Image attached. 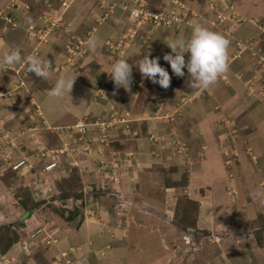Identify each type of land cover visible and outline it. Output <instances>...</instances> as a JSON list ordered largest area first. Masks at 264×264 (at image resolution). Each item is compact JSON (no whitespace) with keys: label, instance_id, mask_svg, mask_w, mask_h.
<instances>
[{"label":"crops","instance_id":"1","mask_svg":"<svg viewBox=\"0 0 264 264\" xmlns=\"http://www.w3.org/2000/svg\"><path fill=\"white\" fill-rule=\"evenodd\" d=\"M11 1L7 0V3H0V7H6ZM21 1L24 3L28 2L27 0ZM78 2L76 3L77 6L76 4L74 6L77 11L81 7L87 6L89 2L90 6L92 5V10L94 6L96 7L95 0H78ZM207 2L208 0H203V3L207 4ZM242 2L243 0H237L235 4L239 13L246 19L240 26H237L236 35L245 42H255L259 49L264 52V34L261 33V30H264V0H255L254 4L250 5L248 9L245 8L244 11L240 7L238 8ZM149 3L155 7L153 0H149ZM39 4L35 3L37 7L32 8L30 13H25V18L23 15V18H21L22 16L20 17L23 20V22L21 21L22 24L39 22L42 17V14H36L37 11H40L38 8ZM94 9L96 10V8ZM71 12L73 11H69V13ZM82 12L81 10L76 12L78 16L75 17V14V19H78ZM208 15L209 17L205 15L194 18L193 21L199 20L197 22H201V25L222 35V31H217V26H214V15L212 13H208ZM84 16L89 19L91 18V23L95 25L93 27L95 35L93 34L92 38L96 40L97 47L95 50L87 48L88 55L82 60L88 59V62L95 63L97 66L99 63H103V67L108 66L100 71L97 78L94 79L97 83H102V77L105 75L104 72L111 71V65L119 60L118 56L112 58L109 55L108 50L115 48L109 49L107 43L118 44L119 40L121 41V38L124 37L126 28L132 24V19L130 14L122 9H117L112 14L111 20L100 25L96 23V19H93V16L88 15V12ZM249 17L251 19H248ZM189 18L191 19V17ZM70 21V18H68V23L72 22ZM2 30L5 31L3 36L6 37L9 45L6 46L0 42L2 44L0 45V59L7 52L17 51L23 40L28 42L24 52L18 51L20 61L16 64L21 68L23 67V61L31 63L28 57H36L37 54L39 56L40 52L47 47L44 46L45 44H42L44 47H41V44H37L38 41L36 42L33 39L27 40L23 25L20 28L8 26V28H2ZM141 31V35L145 40L148 37L151 40L148 45L147 42L145 45L143 42L144 49L140 47L142 43L139 44L138 41V47L128 49L130 56L127 58V62L131 65L132 59H136L132 64V76L138 69L137 62L144 55H149V58L159 57V64L169 72L171 77L170 84L166 89L156 83H153L151 90L150 88H142L141 86L145 78L140 80L142 79V75L140 72H137L133 76L134 80H131L128 89L122 87L117 89L116 86H113L110 91V102L113 101L114 104V106L112 105V111L111 104H107L105 107L104 105L96 104L93 108L91 107L93 112L101 113V117L98 118L100 120L103 118L105 121L110 120L112 113L115 112L120 115V126L118 125L119 127L116 128L117 124L112 122V128L109 130L111 132L107 134V137H110L111 140L113 139V142L105 145L104 140L101 139H106L107 137L102 138L96 130H93L94 133H89L88 137L82 141L86 142V145L94 140H97V145L101 141L102 144L101 146L92 145L93 149L90 151L91 153L89 155H82L83 159L79 161V164L88 165L87 171L89 173L85 175V178L91 179L97 185L110 183L107 177L101 173L109 166H105L102 162H112V160L115 161L116 159L119 165H122L120 169L123 172L121 177L123 181L127 177L126 168L133 166L134 178L126 179L127 187L125 185V188L131 192L132 200L135 204L128 205L126 208H116L112 211L108 207L104 208L101 206L102 209L99 212L100 220H93L90 218L87 209L83 207L80 208L81 214L75 215L72 219H67L66 215L73 212V210L61 206L66 203L59 196L61 194L56 192L46 194L47 188H40V196L38 197L35 191L31 201L25 203V200L18 197L16 190L5 184L4 180L6 177L4 176L8 174L10 170L9 166H12L14 162L11 161V157L8 160L5 159L2 154L4 153V149L0 150V156L2 154L4 162L0 164V264H60L57 261V256H60L62 253H67V257L74 264H184L188 259H192V255L198 252L200 246L197 245V248L193 249L183 239L186 245L183 248V240L181 241L183 233L181 229H179L180 233L179 231L177 232L176 228L178 226L172 224L167 219L169 217L168 214L172 215L174 209L177 208V198L171 191H167L166 186L164 188L160 186L161 188H159L158 181H156L158 185L155 184L154 181L157 177L152 178L154 180L152 181L150 175L155 176L157 174L152 171L153 168L158 165L168 166L170 163L174 164L175 161L179 160V158L175 157L176 149L179 148V144L175 145L176 141L190 145V147L188 146L191 154L190 157L194 160L192 161V168L189 171L191 178L188 181V185L185 186L187 188L185 194H190L192 198L194 197L195 200L197 199L200 202V205H203L198 214L194 215V226L187 228L194 232L189 234L192 237V241H194L200 236L202 240L204 226L217 231L213 224L216 227L218 225V212L220 211L218 207L222 196L228 194V198L225 197V200L229 204H231L230 200L235 201H232L234 205L237 203L236 201L240 202L243 197V195L240 196L239 194L235 196L232 190L236 187V183L227 180V168H229L227 161L230 159V156L233 153L237 154V158L230 160L231 163L235 161V165L240 167L242 171L248 170L254 172L250 163H253L252 160L256 156H258V160L254 161L255 166H262L264 164V109H261L262 107L260 106L263 103L259 102L260 98H263L261 95H259V99L253 96L250 97L245 86V81L250 76L252 77L255 73L262 75L261 71H259L257 59L249 52L246 53L247 51H244L241 57L234 58L237 46L235 44L228 45L227 69L218 76L214 84L207 89H194L190 91L178 89L174 86L175 83L173 84L176 75L172 72L170 64L163 59V56L171 52V49L166 44L168 40L176 37L188 39L191 35V26L184 29L175 26H170L166 29L147 26L142 28ZM80 34L78 32V36H86L83 33ZM113 35L118 36V39H113ZM55 39L56 37L52 38L53 41ZM36 47L37 51H39L38 53L34 50ZM49 50L51 56H53L51 59H54L51 67L55 71L49 73V77H46L45 82H48L50 79L52 84L50 89H52L59 78H71L78 83V85H75V92L78 95L71 92L69 96H73V102L68 105L66 99L62 98L65 106H61L60 101L54 102L51 100V96L47 94L48 92L41 91L39 88H33L31 82L24 80L25 86L21 94V101L14 108L5 104L2 107V103H0L1 124L12 123L10 125L14 128V123H19L20 121L19 114L24 117L27 114L30 116L32 105H27V98H38L37 100L41 103V107L46 115L47 112L51 113L53 112L52 110H55L53 112L54 119H49L50 124L54 125L52 131L86 116L85 114H87L90 107L88 98L96 91L93 89L90 92L83 88L85 84L84 81H81L83 80L82 74L77 73L80 66H82L80 65L82 60L76 66L72 64L67 65L64 62L69 63L68 61H61L63 53H56L54 55L52 54V50ZM63 67H69L70 69L63 71L61 70ZM2 68L0 65V89L4 90L3 83L6 80H8L10 85L18 87L16 80L22 79V77H16L15 74H4ZM88 68V66H85V69ZM26 83H28V89H30L27 95L25 94ZM133 83L136 86L131 85ZM142 92L144 93L141 94ZM145 95L146 98L142 99ZM139 100L140 104H138ZM161 106L165 108L164 111H161ZM257 107L260 109H257ZM165 114L170 115L169 119H162ZM227 114L241 117L239 119L241 123L238 125L242 124L243 128L242 126L240 128L245 131L242 132L245 136L243 135V138H240L241 141L237 142L238 138L236 139L227 127L218 122V120ZM62 115L65 118H61ZM141 118L148 121L146 124L149 125V128H142L140 122L143 121H138ZM25 123L37 125L39 121L29 122L28 120ZM126 126L132 132L129 134L130 141L120 136L121 134L129 133L124 130ZM252 127L256 129L249 131ZM121 129L124 131L122 132ZM58 133L56 132L55 134L54 132L53 134L52 132H48L44 135V139L45 137L48 139V136H53L52 140L58 137L60 142L67 139L68 136L63 137ZM95 134L96 137H94ZM154 134L166 136L167 142L162 143V141H159V145L155 144V140H153ZM243 139L246 140L248 145H244ZM86 145L84 146L86 147ZM84 146L74 152L79 153L81 150H85ZM250 154L254 155L253 159L248 157ZM68 157L72 159V154H62L61 160L57 164L59 173L63 174L70 171V163L72 162H69ZM195 159L197 160L195 161ZM49 161L50 158L44 159V162L41 163L37 162V173L33 178H29L28 181L34 184L38 182L41 185L45 181L43 167ZM75 166H77V163H75ZM177 167L182 169L180 164H177ZM26 168L23 167L22 172ZM53 171H56V169H53ZM244 176L245 173L240 177L239 184H243L242 186L247 185V179ZM48 178L50 179L48 181L51 183L52 188L54 190L57 189L55 183L57 177L55 173L49 172ZM177 178L176 174L172 180L175 181ZM132 182L137 185L136 191L138 193L136 195L135 189L132 188ZM146 183H150L151 187H146ZM149 189H152V191ZM240 191L244 192V189H239V193ZM124 194L128 197L130 196L127 192ZM108 198L113 203L115 195H108ZM208 199L210 200L208 201ZM104 201H107L106 197L102 196L100 202ZM210 203L217 207V214L214 215L216 222L212 218L211 222L208 220L207 224L203 222L205 219L203 214L212 212L204 210L206 207L209 208ZM30 204L31 206H29ZM48 204H50V208L46 207ZM58 208L63 211V215L56 210ZM121 210L126 211L125 215L119 214L123 212ZM10 236H14L15 238L12 244L7 239ZM216 236L218 237V235ZM220 241L221 238L216 240V242ZM25 243L28 246L27 249L24 247ZM171 246H173V249ZM188 247L193 250H190ZM217 247V244L209 245V248ZM260 256L263 257L257 258L255 261L261 260L263 261L261 263L264 264V252ZM63 260L61 261L62 263ZM204 262L205 264H221L212 253L209 256H204Z\"/></svg>","mask_w":264,"mask_h":264},{"label":"rangeland","instance_id":"2","mask_svg":"<svg viewBox=\"0 0 264 264\" xmlns=\"http://www.w3.org/2000/svg\"><path fill=\"white\" fill-rule=\"evenodd\" d=\"M27 1L28 2L23 4V6L28 4L31 9L37 7L35 3H40L39 4L40 7L38 5L40 11L36 12L37 15L42 14L43 16L45 13H48L49 15L54 14L50 12V9L47 8L48 6L46 7L44 5L43 2H45V0H27ZM95 1H97L98 3V0ZM135 1L136 0H122V1L104 0L107 9H109V11L107 10L108 12L105 11V13L103 9L100 8L99 6H97L98 10L94 9L96 8L95 6L92 10L91 7L92 5L90 6V2L87 3V6L81 7L78 11L75 10L74 7L75 4L78 2V0H70L69 4L71 6L67 7L66 9H61V4L56 3L54 8L58 10L59 17L62 19L59 20L58 22L59 24L55 26L52 29V31L48 34L49 39L47 43L37 42V44H41L40 45L41 47L44 46L47 47H45L42 50V52H40L39 56L37 54L36 57H39L42 61L50 60L53 57L51 56L49 50L51 49L52 54L54 55L56 53L64 54L61 61L66 60L69 62V63L64 62V64L67 65L72 64L76 66L77 64H79V62L82 59L87 57L88 55L87 48L89 49L88 41L90 38H92L95 35L94 34L95 31L93 30V27L95 25L91 23V18L90 19L86 18L84 14L88 12V15H90L91 17L93 16V19H96V23L98 25L104 24L107 23L109 20H111L112 14L116 12L117 9H122L126 13H129V10L127 8H129L132 4H134ZM153 1L155 2V7L150 5L149 0H145L148 9H150L151 11H158L159 6L162 3V0L160 1L153 0ZM181 1L185 5V12L188 18L189 17H191V19L193 17L198 18L200 16H205V15L206 17H209L208 13H212L214 15L215 17L214 26H217L218 29L217 31H222L223 33L222 36H224L229 41V45L235 44L237 46V51H236V55H234V58L241 57L242 54H244V51H247L246 53L249 52L257 59V64L259 65V71H261L262 75H260L259 73H255L252 77L250 76V78L245 81V86H246V90L248 91V95H250V97L253 96L255 98H258L259 95L262 96L263 99L260 98L259 102L263 103L260 104V106L262 107L261 109H264V52L259 49L258 45L255 42H245L243 41V39H239L240 37L236 35L237 26H240L241 23L246 19L242 17V15L239 13L236 7L235 2L237 0H227L229 1L230 5L225 3H223L222 5L220 3V0H208L207 2L208 5L206 3H203V0H181ZM222 1L227 3L226 0H222ZM254 1L255 0H243L242 4L239 5L238 8L240 7L241 10L244 11L245 8L247 9L250 8V5L254 4ZM4 2L7 3V0H0L1 4ZM108 5H111L113 8L110 9ZM3 8H5V6L0 7V9ZM80 10L83 11L82 12L83 15L81 16L82 14L81 13L80 17L78 19L77 18L75 19V17L78 16V13L76 12H79ZM69 11H73V12L69 13ZM15 12H13L14 16H15ZM8 13H10V11H8ZM28 13H30V11L27 12V14ZM220 13L225 14L227 19L224 20L221 17H219ZM75 14L76 16L74 17ZM18 15L20 17L21 14ZM13 18L12 20H14ZM21 18H23V16ZM68 18H70V20L72 21V22L70 21L71 23H68ZM248 19H251V17H249ZM254 20L256 19L254 18ZM20 21L23 22V20L21 19ZM197 21H193L192 19L191 21H186L185 23H182L181 26L179 27L176 25L173 26L183 29L189 28L190 25L195 24V22ZM197 23L201 24V22H197ZM229 23L231 24L230 26ZM22 25L24 27L25 37H27V40H31V38H29L28 33H26L27 23L26 25L25 24ZM147 26L150 27L151 24L149 22L142 23L141 25H139L138 29L136 28L135 24H130V26L126 28L127 30H125L124 32V37L121 38V41L119 40L118 44L112 42L107 43L109 49L115 48L113 50H108L109 55H111L112 58L118 56L119 59H127L130 56L128 53V49L130 48L135 49L136 47H138L137 45L138 43L139 44L142 43L140 47L144 49L143 42L144 45L146 44V42L148 45L149 41L151 40L150 37H148L145 40L141 35L142 32L141 29ZM160 27L164 29L167 28L166 26L163 25L159 27L157 26V28ZM2 28L6 29L8 28V26L6 20H4V18L3 20H1L0 17V42L7 46L9 44L6 40V37L3 36V33L5 31H3ZM263 31L261 30V33L264 34ZM78 32L81 34L83 33V35L86 36H82L81 34H80L81 36H78ZM54 37H56V39L53 41L52 38ZM113 39L117 40L118 36L113 35ZM27 44L28 42L23 40L20 46L18 47L17 51L24 52L25 48L27 47ZM42 44L45 45L43 46ZM67 44H69L68 48L78 47L75 53L71 54V56L70 54H68V49L66 47ZM34 50L37 53L39 52L37 51V47ZM87 60L84 61L82 60L81 61L82 64L80 62V65L82 66H80L79 70L77 71V73L82 74L83 80L81 81H84L85 84L83 87L84 90L91 92L93 89H95L96 91L88 98V101H90V107L87 114H85L86 116L82 117V119H79L78 121H74L68 125H65L64 127H58L57 130L52 131L54 125L50 124L49 119L50 120L54 119L53 112L55 110H52L53 112L51 113L47 112L46 115L45 112L43 111V108L41 107V103L37 100L38 98L37 99L27 98L26 99L27 105L28 106L32 105V109H31L32 112L30 116L29 114H27L26 117H24L19 114L20 121L19 123H14V128L12 127V125H10L12 123L5 125V124H1L0 122V131H1L0 150L4 149V153L2 154L5 155L8 153L9 156L11 157V161L14 162L12 166H9L10 170L8 174L4 176L6 177V179L4 180L5 184L11 186L13 190H16L18 197L25 200L26 201L25 203H29L31 201L32 195L35 191L37 192L36 196L38 197L40 196V188L43 189L47 188L48 191L46 192V194L56 192L58 194H61L59 196H61V198L65 202L70 200L69 207H71L73 213L72 215L70 213L67 214L66 215L67 219L72 217L73 215L81 214L82 212L80 208L83 207L87 209L91 219L100 220L99 212L102 209L101 206H103L104 208L108 207L112 211L115 210L116 208H122V207L126 208L128 205L135 204L134 201L132 200L131 192L128 191L127 188H125V185L127 184L126 179L134 178V174H133L134 168L133 166H129L126 168L127 177L123 181V179L121 178L123 172L120 169L122 165L121 164L119 165L116 159L115 161L112 160V162L104 161L105 163L104 165L109 167L106 168V170H103L101 173H103V176L107 177V180H109L110 183H107L105 185H97L91 179L85 178V175L89 173V171H87L88 165L83 163L79 164V161L83 159L82 155L85 154L86 150H81L79 153L74 152L77 151L80 147L86 145V142L82 141L83 139L86 138V134L85 135L81 134L80 133L82 132L81 130L86 129L87 131H89V133H94L93 131L94 126L96 125L97 122L99 123L104 122L106 124L108 122H113V123L115 122L117 124L116 128H118L120 126L119 122L121 120L120 115H118L116 112L112 113L110 120L105 121L103 120L104 118L100 120L98 118L101 117V113H96L92 111V108L96 104L104 105V107L107 104H111V111H112L113 109L112 107L114 106V104L113 101L110 102V96H111L110 91L111 88L115 86V84L114 81L111 79L110 74L108 73L110 71H105V72L103 71L105 75L102 77L103 79L102 83L101 82L97 83L96 81H94V79L97 78L99 72L108 66L106 65L103 67V63H99V65L97 66L95 63L88 62ZM135 60L132 59V64L134 63ZM23 62L24 63H22L23 66L22 68L17 64H14L11 67L1 65L3 67L2 72L4 71V74L9 73V74H15L16 77L17 76L22 77V79L16 80V85H18V87H15L14 85L13 86L10 85L8 80H6L5 83H3L4 90L0 89V94H1L0 103H2L1 104L2 107H4L3 105L5 104L9 107L14 108L21 101V94L25 86L24 80H28L29 82H31L33 88H39L41 91L48 92V90H50L51 88L52 84L50 79L48 82H45L46 77L37 76L33 71L30 70V65H31L30 62H26V61ZM50 63L53 65L54 59H51ZM85 66H88L89 68L85 69ZM81 67L83 68L81 69ZM68 69L70 68L69 67L61 68V70L63 71H66ZM52 71L54 72L55 70L52 69V67H50L49 73ZM137 72H139L138 69L135 71V74ZM184 72L185 75L183 77L176 76L173 82V84L175 83L174 86H176L178 89H185L187 91L194 90V88L191 87V77L188 75L187 69H184ZM133 76L131 79L132 81L134 80ZM143 78L144 77H142V79L140 80H143ZM27 84L28 83H26V85ZM75 85H78V83L74 81L71 92L76 94ZM131 85L136 86L135 83ZM152 85L153 82L145 78V81H143L141 87L146 89L150 88L151 90ZM29 92L30 89H28V85H27L25 89V94L27 95ZM144 92H142L141 94H143ZM69 94L71 93H66L63 97L60 98L51 96V100H53L54 102L60 101L61 106H65V104H63L62 101V98H65L67 104L70 105L74 99L73 96H69ZM76 95H78V93ZM145 98L146 95L142 99ZM33 100H35V102H33ZM140 103L141 102L139 100L138 104ZM161 107H162L161 111L162 110L164 111L165 108H163V106ZM257 109L260 108L257 107ZM259 114L261 113L259 112ZM169 116L170 115L165 114L164 117H162V119L165 120L169 119ZM61 118H65V116L62 115ZM240 118H241L240 116L236 117L235 115L227 114L225 117L218 120L219 123L227 127L233 133V136L236 139L238 138L237 142L241 141L240 138L242 139L243 138L242 136L244 135V133L242 134V132H245L243 131V129L240 128L242 124H240V126L238 125L239 123H241L239 122ZM28 120L29 122L39 121V124L37 125H32L29 123L26 124L25 122H28ZM140 120L143 121L140 122L142 128H146V127L149 128V125L146 124L148 121H145L144 119L142 120V118L139 119L138 121ZM127 121L129 120L127 119ZM255 129H256L255 127H252L249 131H253ZM124 130L129 133L126 134L124 133L123 135L121 134L120 136L130 141L129 134L132 133L130 131V128L126 126L124 127ZM124 130L121 129L122 132ZM48 132L49 133L52 132L53 134L54 132L55 134L57 132L59 135H62L63 137L64 136L66 137L68 136V137L63 142H60V140H58V137L52 140L53 136H48L47 137L48 139H46V137L44 139V135ZM110 132L111 131L107 133ZM94 137H96V134L94 135ZM101 140H104L105 145L108 144L109 142H113V139L111 140L110 137H107L106 139L103 138ZM153 140H155L154 143L158 145H159V141H162V143L167 142L166 136L158 135V134L153 135ZM178 142L180 141H176L175 145L176 144L178 145ZM244 142H245L244 145H248L245 139H243V143ZM101 144L102 141L99 143V145H97V140H94L93 142L90 143L89 151H92L93 149L92 145L101 146ZM188 146L190 147V145H184L183 147L184 150L181 153H177V151L176 152L174 151L175 157L179 158V160L175 161L174 164L170 163L168 166L158 165L152 170L157 174L155 176L150 175L151 179L157 177L155 181L153 179L152 181H154L155 184H157L156 181H158L159 185L158 184L157 185L159 188L161 187L164 188L166 186L167 191H171L177 198V208L174 209V213L172 212V215L168 214L169 217H167V219L172 224L178 226L176 228L177 232L179 231L180 233L182 231L183 238L181 237V241L184 239L190 246H192L193 249L197 248V245L200 246L198 252L192 255V259L190 260L188 259L187 261L184 262V264H205L204 256L206 255L209 256L210 253H212V255L215 256V258H218L221 264H263L261 263L263 261L260 260L257 262L255 260L257 258L258 259L262 258L263 256L260 255H262V253L264 252V164L262 166L257 165L256 167L254 161L258 160L257 158L258 156H256L255 159H253L254 155L250 154V156L248 157H251L253 159L252 160L253 163H250V165H252L251 167L252 170H254V172L248 170L242 171L240 167H237V165H235L236 163L235 161L234 162L232 161L231 163L232 159L237 158L236 153L233 154L231 153L232 154L230 156L231 160L229 159L227 161L228 162L227 165L229 167L227 168L228 169L227 180L236 183L235 185L236 187L232 190L234 191L235 196H238L239 194L240 196L243 195V197L241 198L240 202L236 201L237 203L235 205L232 204L233 200H230L231 204H229L228 201L225 200V197L228 198V194L226 192L227 195L222 196V198H220L222 200L218 207V210H220L218 212L219 214V220L217 221L218 225L216 224L217 225L216 227L213 224V226L215 227V229H217V231L212 230V228L208 229V226L206 227L204 226L203 227L204 230H202L204 235L202 236V240H201V236L199 235L200 237L192 241V237L188 234L190 233L189 231L191 229L188 230L187 228L194 226L195 223L194 215L198 214L200 208L203 205H200V202L197 199L195 200L194 197L192 198L190 194L189 195L185 194L187 191L186 190L187 188H185V186L188 185V181L191 178L189 171L192 168V164H193L192 161L194 160L193 158L190 157L191 154ZM62 150H64L65 152L62 153ZM2 154L0 156V164L4 163L2 159ZM62 154L64 155L72 154L73 160L68 157L69 162H72L70 163L72 165V166L70 165V171L62 174L59 173L57 167L47 170L46 169L47 166L53 164V162L57 163L61 160ZM47 158H50V161L47 163V165H44L43 167V172H45V176L43 175V177H45V181L42 182L41 185H39L38 182L35 184L29 182L28 179L33 178L37 173V166H36L37 162L38 163L44 162V159ZM196 160L197 159H195V161ZM19 162H23L24 164L20 167V169L13 170V165ZM74 162L77 163V166H75ZM177 164H180L182 166V169H179V167H177ZM23 167L25 168L27 167L25 169L26 171L24 170V172H22ZM71 167L73 168L72 170ZM53 169H56V171H53ZM177 170L179 171V173ZM51 171L54 172L57 177V179L55 180L57 189L55 190L54 188H52L51 183L48 181L50 180L48 178V173ZM243 173H245L244 177L247 179L246 181L247 185L244 186H242L243 184H239L240 177L243 175ZM176 174L178 178L175 181H173L172 179ZM178 186L179 188H177ZM146 187H151V184L146 183ZM132 188L135 189V195H136V193H138L136 191L137 185L133 183ZM239 189L241 190L244 189V192L240 191L239 193ZM149 190L152 191V189ZM125 192H127L131 197L125 195L124 194ZM108 195H115V198L113 199L114 200L113 203L110 202V200H108L109 199ZM102 196H105L107 201L100 202ZM209 200L210 199H208V201ZM29 206H31V204ZM46 207L50 208L51 206L50 204H48ZM206 208H204V210L206 211L209 210L213 212V213L208 212L207 214H203V217H205L203 222L208 224L209 221L211 222L212 218H214L215 220L214 215L217 214V207L213 206L212 203H210L209 208L207 209ZM125 213L126 211L124 210L122 213L119 214L125 215ZM238 218L243 221L239 220ZM101 222L105 223L104 221ZM179 229H181V231ZM216 235H218V237L221 238L220 242H216V240L220 239ZM7 239L8 241H11L14 240L15 238L14 236L13 237L10 236ZM184 240L182 241L183 248L186 246L184 244ZM210 244H217L218 247L209 248ZM171 248L173 249V246H171ZM189 249L193 250L191 248Z\"/></svg>","mask_w":264,"mask_h":264},{"label":"clouds","instance_id":"3","mask_svg":"<svg viewBox=\"0 0 264 264\" xmlns=\"http://www.w3.org/2000/svg\"><path fill=\"white\" fill-rule=\"evenodd\" d=\"M132 24H134L133 21ZM166 44L171 52L166 53L163 59L170 64L172 72L178 77H183L185 75L184 69H187L191 77V87L194 89L209 88L216 82L218 76L227 69L229 41L221 34L199 23L191 25V35L188 39L176 37L169 39ZM88 46L91 50H95L97 47L96 40L90 39ZM28 59L31 61L30 70L37 76L47 77L49 75L51 67L49 60L42 61L39 57L32 56ZM159 59V57L149 58V55H144L137 62L138 70L142 77L166 89L170 84L171 77L169 72L159 64ZM19 61V52L11 51L3 55L0 59V65L11 67ZM108 73L117 88L128 89L130 87L132 65L127 62V59L117 60L111 65V71ZM73 84L74 81L71 78L61 77L47 94L57 98L63 97L66 93H71ZM90 143L87 144L89 147ZM85 154H90L89 148ZM189 232L188 234L194 233L193 231Z\"/></svg>","mask_w":264,"mask_h":264},{"label":"built area","instance_id":"4","mask_svg":"<svg viewBox=\"0 0 264 264\" xmlns=\"http://www.w3.org/2000/svg\"><path fill=\"white\" fill-rule=\"evenodd\" d=\"M69 2L70 0H45V2H43L44 5L46 7L48 6L47 8L50 9V12L54 14L49 15L48 13H45L40 18L39 22L28 24L26 27V33H28L29 38L33 39L36 42L38 41V43H47L49 39L48 34L52 31V29L55 26L59 24L58 23L59 20L62 19L59 17L58 10L54 8L56 3L61 4V9H66L67 7L71 6ZM220 3L222 5L223 3L230 5L229 1H227L226 3L220 0ZM23 4L25 3L20 0H12L11 3H9L5 8H3L5 10L0 9L1 20H3L4 18V20H6L7 22V26L11 28H20L22 26L20 17L22 15L24 16V14L29 12L31 9L28 4H26L25 6H23ZM146 4L147 3L145 2V0H136L134 4H132L129 8H127L129 10L130 17L133 23L135 24L136 28H138L139 25H141L142 23H146V22H149L151 24L150 26L151 28L154 26L159 27L162 25L166 26L167 28L173 25H176L179 27L181 26L182 23H185L186 21H191L192 19H194V17L192 19L188 18L185 12V5L183 4L181 0H162V3L160 4L158 11H151L150 9H148ZM97 6L102 8L104 13L105 11L106 12L109 11V9H107L106 7V4L104 3V0H98V3L96 1V10H98ZM108 6L110 9L113 8L111 5H108ZM8 11H10V13H8ZM13 12H15V16ZM18 14H21L20 17ZM219 17H221L224 20L227 19L225 14H222V13H220ZM12 18L14 20H12ZM68 46L69 44L66 45L68 49V54H70L71 56V54L75 53L78 47L68 48ZM112 125H113L112 122H108L107 124L104 122H100V123L97 122L95 126L98 129L94 126V130H96L101 137H107V134H108L107 132H109V130L112 128ZM81 131L82 132L80 133L83 135L86 134V138H87L89 135V131H87L86 129L81 130ZM178 144H179V148H177L176 150H177V153H181L184 150L183 147L184 145H186V143L178 142ZM88 148H89V145H86L85 150H87ZM63 152L65 151L62 150V153ZM3 156L7 160L10 158L8 153ZM23 164H24L23 162L15 163L13 165V170L20 169V167ZM56 165L57 163L53 162V164L47 166L46 169L50 170L54 168ZM69 201L70 200H68L64 205H61V206L66 209H70L71 207H69ZM24 247L26 249L28 248L26 243L24 244ZM62 259H64L63 263L61 262ZM57 261L60 264H74L72 263L71 259L67 257V253H62L60 256H57Z\"/></svg>","mask_w":264,"mask_h":264},{"label":"trees","instance_id":"5","mask_svg":"<svg viewBox=\"0 0 264 264\" xmlns=\"http://www.w3.org/2000/svg\"><path fill=\"white\" fill-rule=\"evenodd\" d=\"M56 210H57L58 212H61L62 215L64 214L63 211L60 210L59 208L56 209ZM72 213H73V212H71L70 214L72 215ZM73 217H75V215H73L72 217H70V218H68V219H72ZM14 241H15V239H14V240H11V241H10V244H12ZM4 247H6V246H4ZM7 247H8V245H7ZM7 247H6V249H7Z\"/></svg>","mask_w":264,"mask_h":264}]
</instances>
